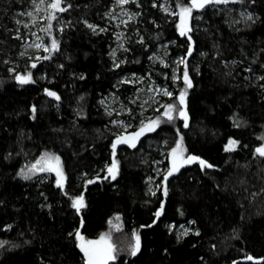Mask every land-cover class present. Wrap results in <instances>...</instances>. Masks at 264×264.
I'll return each instance as SVG.
<instances>
[{"label": "trees", "instance_id": "1", "mask_svg": "<svg viewBox=\"0 0 264 264\" xmlns=\"http://www.w3.org/2000/svg\"><path fill=\"white\" fill-rule=\"evenodd\" d=\"M168 1L173 16L151 0L130 2L139 16L125 34L124 62L113 67L111 34L85 23L100 25L112 0H63L69 6L57 9L62 23L57 47L34 64L21 52L13 20L29 0H0V264H81L77 228L88 239L106 234L115 256L109 264H264V156L253 155L264 144V0H227L253 18L211 5L193 9L183 36L177 32L176 5L189 0ZM170 41L173 54L187 56L189 125L179 115L173 121L161 116L135 146L117 145L118 170L112 176L106 165L115 137L98 98L121 73L169 81V67L150 63L148 54ZM15 73H30L32 81L20 83ZM179 136L187 152L216 167L202 168L199 161L182 165L150 195L145 178L158 156L153 149L161 140L169 147ZM229 137L239 141L232 149L224 147ZM42 152L59 156L62 188L53 176L17 175ZM81 194L84 206L77 211L72 198ZM189 222L195 231L179 239L167 228ZM134 230L140 248L132 255Z\"/></svg>", "mask_w": 264, "mask_h": 264}, {"label": "rangeland", "instance_id": "2", "mask_svg": "<svg viewBox=\"0 0 264 264\" xmlns=\"http://www.w3.org/2000/svg\"><path fill=\"white\" fill-rule=\"evenodd\" d=\"M132 0H125V3L121 4L119 0H112L110 6L105 9L103 12V22L100 25H95L93 28L90 25L91 23H86L91 30L96 32H108L111 34V41L109 44V56L113 64L118 65L123 63L125 60L124 55L120 54L126 48L127 38L126 32L129 27L130 22H135L139 16V12L136 11L131 5ZM38 0H29V4L23 10L16 12L14 16V24L17 32L21 36V46L22 53L27 56L30 63L34 64L36 61L44 60L45 55L50 52L51 44L53 38L56 40V34L62 28V23L59 20L58 12L55 11V14L52 15V19L49 20V15L51 13L46 9V5L50 0H44V5L37 8ZM63 2V0H61ZM222 6L215 4L214 2L208 3L206 5H211V7H217L218 9L226 10H235L240 15L247 17L249 11L241 5H237L235 8L230 7V5L225 2H221ZM151 4L157 7L163 13L169 14L171 16L175 15L176 12L173 9V6L168 0H151ZM163 5L164 7H161ZM205 5V6H206ZM165 7L168 8V11H165ZM193 12V10H192ZM25 13H30L26 15ZM107 13V15H106ZM251 13V12H250ZM253 14L252 17L253 18ZM129 17H131L129 19ZM190 18L188 20L189 29ZM248 18V17H247ZM179 20V12L177 13V21ZM22 21V23H21ZM103 29V30H101ZM180 36V32L177 30ZM135 36H138L136 30L133 31ZM187 34V33H186ZM174 44L173 41L157 43L156 46L149 52L148 59L152 64H159L164 67H169L170 77L169 81L158 82L154 77L146 74H139L135 72H126L121 73L119 77L115 80L113 84V89L108 90L106 93H102L98 98V106L103 111V113L108 117V128L111 131V134L115 137L117 133L125 132H134L136 131L137 126L141 123L142 120L147 121L149 119H154L159 110L160 113L164 111V105L167 104H179L178 93L181 88H183V72L185 64L179 63L177 57H183L180 54H173L169 48V45ZM37 45H46L47 47ZM43 57V58H41ZM164 61L161 63V61ZM187 62V60H186ZM191 66L196 67V60H191L189 62ZM182 67V68H181ZM194 67V68H195ZM10 69H13L10 67ZM197 70V69H196ZM173 74L176 76V80L173 81ZM41 77L40 75L38 76ZM31 80L24 83H29ZM21 83V82H20ZM122 86H129L128 91L123 90L124 94L121 95L117 92V89ZM167 88L169 91L173 92V96H168L162 89ZM48 94V93H47ZM50 96V95H49ZM54 97V96H51ZM56 98V97H54ZM168 99H173L172 103L168 102ZM107 109V111H106ZM124 109H130L131 111H125ZM158 115V114H157ZM182 123L184 124L183 117H180ZM111 120L124 121L128 125L127 128L119 124L110 123ZM167 147L165 140H161L160 145L157 148H154L158 153L157 157L152 159V168L150 173L145 178L146 183V192L150 195L155 194L157 190H162L165 184L164 172L170 167V153L167 149L174 146ZM183 147V146H182ZM153 148V147H152ZM150 149V148H149ZM232 149V148H227ZM40 157V156H39ZM37 160V159H36ZM35 160V161H36ZM33 161V162H35ZM32 162V163H33ZM22 167L28 169L29 165ZM61 166V161H59ZM200 165V163H199ZM45 168L44 171L36 172L34 170H29V177L34 179L46 180L50 176H53L57 179L55 171L47 169V166L41 164ZM201 166V165H200ZM182 167V165H181ZM180 167V168H181ZM20 168V170L22 169ZM62 168V166H61ZM19 170V171H20ZM65 179V175H64ZM83 203L81 206H84V199L82 197ZM74 204V201H73ZM190 222L187 224H179L173 226V224H168V230H174L175 235L178 237L184 236L190 232H194L195 229L190 227ZM99 237V236H98ZM90 238V239H96ZM107 239V238H106ZM108 242V240H107ZM109 243V242H108Z\"/></svg>", "mask_w": 264, "mask_h": 264}, {"label": "snow or ice", "instance_id": "3", "mask_svg": "<svg viewBox=\"0 0 264 264\" xmlns=\"http://www.w3.org/2000/svg\"><path fill=\"white\" fill-rule=\"evenodd\" d=\"M121 4L125 3V0H119ZM215 2V0H189L188 3L178 2L176 7L179 8V20L177 21V30L180 32L181 35H185L189 31L188 26V20L189 17L192 15L193 9H201L206 4ZM225 3H227V0H224ZM155 3V0H154ZM42 5H44V0H38L36 7L39 8ZM69 5L62 6L61 0H50V2L45 6L46 9L51 13L49 15V20L52 19V15L55 14V11L59 9L60 11H63L65 7H68ZM161 7H164L161 5ZM165 11H168V8L165 7ZM26 15L30 13H25ZM107 15V13H106ZM247 17L251 18L252 13H247ZM131 17H129L130 19ZM22 23V21H21ZM85 23H88V21H85ZM91 27L95 28V25H90ZM103 30V29H101ZM15 35H19V32H16ZM143 39V38H141ZM192 37L188 36V41H191ZM46 45H37V47ZM51 47L55 49L57 47V42L53 38ZM188 52L191 53L193 50V45L191 42L187 44ZM43 58V57H41ZM177 60L181 64H185L187 60V56L183 57H177ZM164 61L162 60L161 63ZM113 67H116L114 64ZM83 75V74H81ZM16 80L20 81L21 83H24L26 81H29L32 79V75L30 73H15ZM173 81H175L177 78L175 74H173ZM183 79H184V87L179 90L178 93V101L179 104H165L164 105V111L161 113V115L156 116L154 119H149L147 121L142 120L141 123L137 126L136 131L134 132H125L123 134L117 133L115 135V138L112 141L111 149H112V160L111 163L107 164L106 167L108 169V172L112 174V176H115L118 170V161L116 160V150H117V144L121 141H124L125 143L129 144L130 146H135L136 141L144 135L146 132H150L154 130L157 125L161 122V116L167 117L169 121H173L175 115H179L183 117L184 125L187 127L189 125V113L186 107V95H187V89L192 86V81L189 77V71L188 67L185 66L184 72H183ZM264 87V85H262ZM168 96H173L174 93L169 91L166 87L162 89ZM44 92L48 93L50 96H54L57 99H59V95L53 91L50 88H45ZM33 110L35 111V106H33ZM125 111H131L130 109H124ZM107 111V109H106ZM110 123L112 124H119L123 127L127 128L128 125L125 124L124 121H118V120H111ZM177 132L179 133V129H177ZM166 143V141H165ZM239 143V141L235 140L233 137L228 138V142L225 144V148H234ZM183 145V137L179 136L176 139L175 145L171 148L167 149V151L171 154L170 159V167L164 172L165 180L168 178L169 175H171L174 172H177L181 165L183 164H191L193 161H199L201 167L204 166L208 167H216L215 165L209 163L208 160L204 159L203 157L187 152L185 148L182 147ZM259 154L261 156H264V144H260L255 148V151L253 155ZM60 158L55 153H48V152H42L40 157L37 158L35 162H33L31 165H29L28 169L22 168L20 171L17 172L18 176H23L25 179L29 177V170H34L36 172L44 171L45 168L41 166V164H44L47 166V169L55 171L57 175L56 183L63 187V180H64V172L60 166ZM101 177H97L99 179ZM89 181H86L88 183ZM165 194L167 193V187L164 188ZM74 206L77 208V211H79L81 204L83 203L82 200V194L79 196H74L73 198ZM164 201H160V207L156 209V215L159 216L161 213V210L163 208ZM117 215H119L117 213ZM155 223V221H153ZM5 228L9 227V225H4ZM196 231H199L197 229ZM76 233V239L79 242V247L84 253V261L83 264H107V261L109 259H115V256L113 255V248L110 243L107 242L106 234L101 233L100 236L96 239H88L82 235L80 232V229L77 228L75 230ZM133 236L135 237V243L130 245L131 248V254L135 255L136 252L140 248V237L136 233V231H133ZM180 238L179 236L177 237ZM4 243L3 241H0V244ZM250 259H255L254 257H248ZM264 259V258H261ZM235 264V262H233Z\"/></svg>", "mask_w": 264, "mask_h": 264}, {"label": "water", "instance_id": "4", "mask_svg": "<svg viewBox=\"0 0 264 264\" xmlns=\"http://www.w3.org/2000/svg\"><path fill=\"white\" fill-rule=\"evenodd\" d=\"M215 2L216 3H218V0H215ZM123 143H125L124 141H121L120 143H118L117 145L119 146V145H122ZM187 164H183V166H186ZM112 175V174H111ZM83 259H82V263L81 264H83V261H84V253H83ZM110 263V259L107 261V264H109Z\"/></svg>", "mask_w": 264, "mask_h": 264}, {"label": "bare ground", "instance_id": "5", "mask_svg": "<svg viewBox=\"0 0 264 264\" xmlns=\"http://www.w3.org/2000/svg\"><path fill=\"white\" fill-rule=\"evenodd\" d=\"M181 117V116H180ZM82 259H83V257H82Z\"/></svg>", "mask_w": 264, "mask_h": 264}]
</instances>
